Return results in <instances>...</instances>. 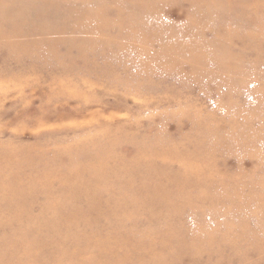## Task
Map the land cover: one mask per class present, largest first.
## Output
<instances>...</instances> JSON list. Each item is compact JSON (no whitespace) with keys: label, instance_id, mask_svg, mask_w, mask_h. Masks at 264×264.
<instances>
[{"label":"rangeland","instance_id":"rangeland-1","mask_svg":"<svg viewBox=\"0 0 264 264\" xmlns=\"http://www.w3.org/2000/svg\"><path fill=\"white\" fill-rule=\"evenodd\" d=\"M0 264H264V0H0Z\"/></svg>","mask_w":264,"mask_h":264},{"label":"bare ground","instance_id":"bare-ground-1","mask_svg":"<svg viewBox=\"0 0 264 264\" xmlns=\"http://www.w3.org/2000/svg\"><path fill=\"white\" fill-rule=\"evenodd\" d=\"M6 157V156H5ZM14 167V166H13ZM16 168V167H15ZM12 171V170H11ZM107 172V171H106ZM80 173V175H78V177H79V179L81 180V186L82 187H88V186H92V185H94L93 184V182H95V181H98V182H100L101 183V186H99L98 187V190H94V187L93 188H91L90 190H89V192L90 193H100V192H98V191H102V192H106L109 188H110V185L111 184H108V180H107V178H102V175H103V173H104V170H103V168L101 169V170H99V171H96L95 173L93 172L92 174H89V175H87L86 176V178L85 177H83V172H79ZM111 176H113V178L115 179V180H118V178L120 179V177H121V175H122V171H111L110 173H109ZM97 178H99L100 180H97ZM110 178V177H109ZM27 182H25L20 188H18L19 189V191L17 192V194H18V196H21V195H24L23 193H25L24 192V190H26V189H28V187H29V185H30V182H28L27 184H26ZM32 184H33V186H37V185H40L41 186V183L40 182H38V181H35L34 179H33V181L31 182ZM72 185V183H69V186H71ZM95 186V185H94ZM87 190V189H86ZM83 192V191H82ZM144 192V191H143ZM81 194V193H80ZM80 196V195H79ZM150 197H152L153 199H155L153 196H150V195H148L147 196V198L149 199Z\"/></svg>","mask_w":264,"mask_h":264}]
</instances>
